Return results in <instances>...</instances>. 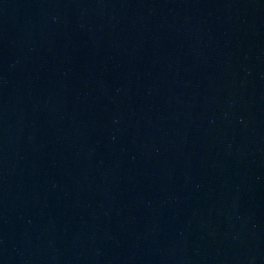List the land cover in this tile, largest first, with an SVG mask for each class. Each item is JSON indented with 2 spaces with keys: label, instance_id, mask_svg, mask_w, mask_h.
I'll use <instances>...</instances> for the list:
<instances>
[{
  "label": "water",
  "instance_id": "obj_1",
  "mask_svg": "<svg viewBox=\"0 0 264 264\" xmlns=\"http://www.w3.org/2000/svg\"><path fill=\"white\" fill-rule=\"evenodd\" d=\"M0 264H264V0H0Z\"/></svg>",
  "mask_w": 264,
  "mask_h": 264
}]
</instances>
